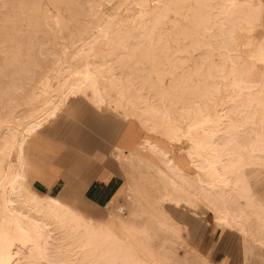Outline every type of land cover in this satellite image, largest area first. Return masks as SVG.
I'll use <instances>...</instances> for the list:
<instances>
[{
    "label": "bare ground",
    "instance_id": "bare-ground-1",
    "mask_svg": "<svg viewBox=\"0 0 264 264\" xmlns=\"http://www.w3.org/2000/svg\"><path fill=\"white\" fill-rule=\"evenodd\" d=\"M181 1L133 0V10L106 11L88 28L86 16L100 0H0V43L12 35L10 25L24 20L80 24L62 49L74 46L70 57H57L52 72L31 93V99L41 98L42 103L13 124L0 116V264H139L135 247L122 235L130 226H117L114 211L107 217L88 216L59 197L40 194L26 173L29 137L56 117L70 97L87 89L99 107L129 106L126 114L137 117L146 131L170 142L187 140L176 153L183 149L193 172L186 171L181 155L172 154L165 142L149 136L138 141L141 148L150 149L156 172L178 191L160 189L161 200L181 207L198 201L216 223L235 226L264 245V202L256 199L244 172L264 164V41L239 39L255 22L264 24V0H194L187 22L181 20L188 16L180 13ZM61 3L75 10L69 15L49 13L50 4ZM165 18L177 26L169 37L177 44L186 41L175 49L186 51V61H192L176 80L180 88L164 83L165 73L181 64L172 59L171 46L157 43L164 39L160 24ZM93 50L94 59L72 62ZM141 57L152 64L147 74L133 65ZM129 137L126 145L132 146L134 135ZM146 211L150 221L166 224L162 212Z\"/></svg>",
    "mask_w": 264,
    "mask_h": 264
},
{
    "label": "rangeland",
    "instance_id": "rangeland-1",
    "mask_svg": "<svg viewBox=\"0 0 264 264\" xmlns=\"http://www.w3.org/2000/svg\"><path fill=\"white\" fill-rule=\"evenodd\" d=\"M186 1L187 0H182L179 2L178 6L181 10L180 13L184 12L183 14L187 13L188 15L192 12L194 0ZM49 7V13L52 14L59 11L69 15L71 11L75 10L74 8H66L62 3L59 6L60 9L57 6H52V4H50ZM134 8H136V5L133 0H100L99 4L93 6L94 13L86 16L87 19L85 23L89 20V25L87 24L89 28L92 26V23L106 11H117L121 13L126 10H133ZM189 18L190 15H188L187 18L182 17L181 20L187 22ZM42 20V18L38 20H24L22 24H12L13 27L10 25L9 31L12 35L10 37L8 36L5 41L0 43V116H5L4 119H8L7 121L10 124L19 121L20 118L33 107H37L42 103L41 98L34 100L30 98L32 91L36 89L35 87H37L39 80L43 78L45 74L52 72V67L55 65L57 57L67 59L74 49V46L70 45L65 52L62 50L64 44H70L67 37L72 30L80 26L79 23L63 20L64 23L61 21L56 24L53 21L46 22ZM164 20L162 21L164 24H160V32H162L161 35L164 39L157 43L163 44L165 48L171 46L172 49L170 50L171 52H169L172 53V59H175L176 62L180 61L181 63L178 68H175L174 72L165 73L164 76L166 77H164V83L170 84V82H173L176 88H178V86L180 88V86L182 87L183 85L182 83L176 82V80L181 78L182 74H185L184 72L187 68V64H191L192 61H186L188 60V53H186V51H178L175 49L178 46H182L186 41L182 40L177 44L176 41L169 37V30L177 27L175 22L170 21L169 18H165ZM248 36H251L255 40L264 41V24H260V22L257 21L250 32L245 30L239 33V39L241 41H245ZM95 53V50H93L89 56H77L72 62H83L86 59L92 60L95 58ZM140 59L142 60L136 63L138 66L135 63H133V65L139 72L142 71L141 74H147L152 64L144 57ZM259 67H261V65ZM91 93V90L87 89L82 94L70 97V99L63 104L56 117L46 121L44 126L36 134L29 137L25 148V169L33 186L36 185L34 179L31 177L33 167H35V165L40 167L49 159L46 155H41V152L34 147V141L36 139H40L41 136H50L55 137L59 142L66 141L67 143L77 145L76 141L74 142L71 140L73 143L70 142L71 137L69 135L66 138L67 140H63L68 133L66 131L73 128L74 130H78L79 134L84 132L95 136L94 139L97 144L99 141V144H101L100 146L106 148L107 151L113 152L112 143L114 138H116V134L109 130H111V128L113 129L115 122H123L126 127L128 126L125 130L126 133L128 130L140 131L141 133L137 134V132H132L131 134L134 135V138L131 139L132 146L126 145V151L125 147L122 146L119 152L116 153L117 158L115 157V159L118 164H120L123 171H125L127 183L125 191L115 200H111L105 207H99L86 202L79 194L72 195L73 199L71 197L69 203L80 208L86 215L92 217H107L110 211H114L115 217L113 221H115L117 226L122 222L130 226L129 231L125 228L122 235H125L129 242L135 247V252L137 256H139V264L140 262L141 264H214L212 260L200 253L189 241L187 231L190 230V225L193 224H204L207 225V227L216 225L221 227V230L226 231L228 234L230 229L231 232L235 233L237 241L240 243L242 239L247 240V248H244L243 252L247 261L246 264H264V246L257 244L258 242L252 237L241 234L240 230L235 226L216 224L213 220L212 212L206 208L205 205L196 201L194 206L187 204L181 207L159 198L160 189L164 192H168L172 187L167 183V180L154 169L153 166H156L153 164L155 159L154 156L150 154V149L141 148L138 145V141H140V137L142 136H149L163 143L165 142L166 147L172 149V154H176L177 156L181 155L180 157L182 159L180 163L186 171L193 172L194 169L189 160L186 159L183 149L179 151L180 154L176 153L179 148H185L187 146V140L175 139L173 142H170L166 137L158 133L148 132L141 125L137 117H130V115H127L130 113L129 106H126V108H113L114 103L103 107L96 106V103L94 104V102H92L93 100L89 98ZM112 94H115V92L113 91ZM220 99L221 101L223 100L222 98H218V100ZM11 117L13 118L12 120ZM130 125H134L136 130L131 128ZM103 126L106 128L105 136H99L97 128H102ZM113 135L114 137L112 138ZM135 135L138 136L137 139ZM137 152L141 154L140 158ZM112 155L114 156V154ZM14 157L15 155L12 156V162ZM244 172L248 175L254 191L258 192V196L264 195V164H255L244 168ZM138 190L140 191L138 192ZM170 192L176 193L178 191L171 190ZM119 206L124 208L123 212L118 210ZM141 208L151 210L153 213L157 211L156 213L158 214L162 212V217L164 216V218H167L169 221L167 220L166 224L162 227L158 226L156 223L149 220V213L147 214V211ZM165 210L166 213H164ZM97 212L101 214L95 215ZM195 214H197V216ZM143 223L146 224L145 229L141 230L140 227H142ZM167 224L171 227H168Z\"/></svg>",
    "mask_w": 264,
    "mask_h": 264
},
{
    "label": "crops",
    "instance_id": "crops-1",
    "mask_svg": "<svg viewBox=\"0 0 264 264\" xmlns=\"http://www.w3.org/2000/svg\"><path fill=\"white\" fill-rule=\"evenodd\" d=\"M130 126L136 130L134 125ZM126 128L128 126L126 127L123 122H115L113 129L109 130L116 134L112 143L113 152L100 146L99 141L97 144L95 136L84 132L79 134L78 130L73 128L66 131L68 133L63 140H67L69 135L70 142L76 141L77 145L66 141L59 142L55 137L50 136L36 139L34 147L49 159L40 167L37 165L33 167L31 177L36 185L32 186L42 195L56 196L68 203L72 195L79 194L86 202L99 207L107 206L111 200L121 196L127 186L125 171L116 161V153L122 146L126 151V143H128L126 140L130 138L132 132L140 133L133 130H128L126 133ZM105 131V126L97 128L99 136H105ZM137 137L135 135V138ZM256 199L264 202V195L258 196L256 191ZM99 214L101 213H95V215ZM187 232L191 244L214 264H246L243 252L244 248H247V240L242 239L240 243L230 229L228 234L216 225L207 227L204 224H193ZM257 244L264 246L259 242Z\"/></svg>",
    "mask_w": 264,
    "mask_h": 264
}]
</instances>
